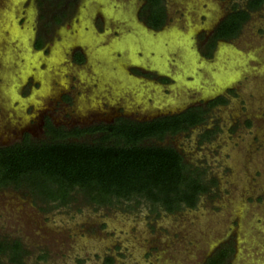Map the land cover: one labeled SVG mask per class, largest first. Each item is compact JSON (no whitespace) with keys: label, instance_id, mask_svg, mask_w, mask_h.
<instances>
[{"label":"rangeland","instance_id":"374dc122","mask_svg":"<svg viewBox=\"0 0 264 264\" xmlns=\"http://www.w3.org/2000/svg\"><path fill=\"white\" fill-rule=\"evenodd\" d=\"M24 1L0 3V105L5 109L0 112V138L4 140L19 133L10 126L21 121L16 116H24L23 120L28 123L31 116L38 120L36 115L42 113L64 84L66 87L76 84L83 89L84 102L77 100L76 114L71 111L74 117H90L88 108H96L101 99L94 97L98 102L91 100L92 106H88L93 98L91 90L96 89L95 81L80 77L73 82V77L84 72L90 77L92 67L81 71L68 67L72 51L67 46L61 50V46L52 47L49 55L50 60L61 59V70L56 59L58 66L49 63L44 71H39L43 63L36 67L29 53L23 54L26 61L19 60L14 68L12 62L18 58L19 49L24 52L28 46L18 29L26 8ZM245 1L234 0L231 4L244 7ZM203 2L205 0H196L190 8L193 12L187 14L193 25L204 24L201 15L207 14L209 9ZM212 3L216 10L231 5L222 6L218 0ZM174 14L179 15L176 10ZM179 22L174 23V29L180 30L183 20ZM75 37L84 40L77 30L72 35ZM94 43L88 48L90 56L105 62L112 58L106 50L100 49L99 42ZM225 48L227 51L219 62L225 69L223 72L217 66L212 69L214 75H218L215 78L218 86L232 82L238 71L242 77L240 82L236 81L239 96L208 115L209 126H217L215 135L202 143L196 130L165 140L182 152L188 163L204 169L206 180L215 178L217 181L209 193L200 196L195 208L186 207L176 213L160 210L157 216L147 203L134 206L132 202H123L95 210L79 196L69 206L50 205L52 208L48 209V205L24 191L5 188L0 190V240H20L28 251L25 264H204L220 243L232 239L236 252L229 264H264V5L252 14L237 40L227 43ZM113 55L118 57L119 54ZM233 62H237L236 67H231ZM19 65L29 71L24 72V76L34 75L40 88L15 106V101L10 103V100L15 97L13 89ZM206 69L199 71L210 79L211 69ZM182 82L177 84L182 85ZM173 92L179 96V105L196 94L188 89ZM173 94L168 96L173 98ZM82 107H85L84 112ZM31 108L33 115L26 114ZM62 116L57 119L64 121ZM34 132L42 136L38 129ZM108 257L113 259L112 263L107 262ZM0 264L12 263L3 256Z\"/></svg>","mask_w":264,"mask_h":264},{"label":"flooded vegetation","instance_id":"af4514ba","mask_svg":"<svg viewBox=\"0 0 264 264\" xmlns=\"http://www.w3.org/2000/svg\"><path fill=\"white\" fill-rule=\"evenodd\" d=\"M14 1L20 2V0ZM195 1L196 0H163L165 20L162 26L154 28L148 23L147 17L149 16V12L146 10L147 0H25L26 8L22 11L23 17L19 19L18 29L20 33L24 34V39L26 38L28 50L25 49L23 52L19 49L18 58L12 62L14 68L15 65L18 66L19 60L24 63L26 61L24 55L29 53L36 67L39 66L38 63H43L40 65L42 68L39 71H44L46 64L49 63L58 66L55 62L56 59L57 61L59 60L60 69L62 68L61 59L58 57L55 60L49 59V55L52 52L51 48L61 46L59 48L61 50L67 46L72 51L67 60L69 62L68 67L71 66L73 69L80 71L84 70L87 66L92 67V75L90 77H87L85 72L80 75L75 74L73 82L78 81L80 77L86 81L90 78L95 81L94 88L96 89L91 90L93 98H90V100L88 98V106H92L91 100L92 102H98L94 97L101 98L99 102L100 105L98 104L96 108H88L90 112L87 111V114H89L90 117H86L87 115L85 117L78 116L80 118L78 119V117L72 116V112L76 114L78 99L84 102L83 89L82 86L78 88L76 84H72L70 87H66L67 85L64 84V88L61 89L59 93H54L52 100H49L45 106L44 112L42 111V113L40 112L36 115V117L39 118L38 120L31 116L32 120L28 123L25 121L26 119L23 120L24 116H16L19 117L21 121L10 126L14 127L19 133L9 137L8 140L0 138V146H8L20 142L26 137L31 140L45 139L47 122H51L55 127H64L70 130L100 124H113L119 118L138 122L150 121L163 116L180 114L195 106L208 109L205 121L191 128L189 131L180 132L172 136L167 135L162 143H171L169 141L165 143L167 137H174L182 133H193L196 132V130H199L198 134L201 139V135L205 133L206 130H214L217 128L216 125L209 126L207 123L208 115L220 107L228 105L227 102L231 103L237 95L239 96L236 82L231 83L230 86L222 92H218L208 98H203V88L192 89L182 83L180 89L192 90L196 92V94L187 100L185 99L179 105V96L173 94V90H179L177 81L173 78L179 73L182 74V69L178 66V62L183 64V59L180 58L179 54L176 53L173 56V61H168L167 64L164 60L160 63H156L149 59L143 60L141 57H138L139 59L136 63L133 59H129L128 57L122 58V55L119 53L118 57L116 56L112 59L108 58L105 62L98 57H92L87 54L88 48H90L87 42H93V44H95L94 42H99L101 44V50L112 49V47H116L118 44L119 46L121 44H126V46H128V43L125 42L124 44L123 40L130 33L135 34L139 31L142 34L143 31H160L164 28L171 32L174 29V23L176 22L177 24V22L183 20V25H179L180 30L185 33L189 31H193L194 33V36L190 38V40L193 39L194 42L189 45V49L192 52L197 50L206 60H213L220 41H226L231 44L234 43L240 36L245 25L252 18V14L259 11L264 5L263 4L258 10L250 11L247 9V0L244 2V7H239L235 3H232V5L231 2L234 0H218L222 6L224 4L226 5V3H230L232 6L229 5L226 9L216 10L212 8L213 0H205L203 6L207 7L209 11L207 14L204 13L201 15L204 24L193 25L191 23L192 21L188 20L187 17L189 16H187V14L193 12L190 8L194 6ZM1 2L3 3V0H0V3ZM167 3H170L173 7H169ZM235 9H245L249 12V18L243 23L240 33L233 39H214L216 29L221 21ZM175 10L179 15L174 14ZM75 30L79 32V35H83L84 40H77L76 37L72 38ZM64 40L65 43L70 40L68 42L69 44H63ZM212 41L215 43L214 47L210 50ZM19 54L21 59L19 58ZM126 54L128 53L126 52ZM20 67L22 70L18 68L16 75L14 74L15 86L13 90L15 91V97H12L10 100V103L15 101V106L17 104H22L23 98L32 96L35 90L40 88V82L34 75L30 76L28 74L27 77L24 76V72L28 73L29 71L26 67ZM185 81H192V77H186ZM127 87L132 89V93L126 91ZM170 93L173 94V98L168 96ZM148 95L154 97L155 100L149 99L147 107H144L143 101ZM219 97H224L227 99V102L216 103L210 106V103ZM137 99H141V102H137ZM82 108H84L82 110V112H84L85 107ZM4 110V107L0 105V112ZM29 111L30 112L26 114L33 115L31 113L32 108ZM13 112L15 113L14 110ZM61 114L64 115V117L62 116L65 119L64 121L57 119ZM35 128L38 129L42 136L38 137V135L35 134ZM213 136L209 140H211ZM94 137L95 135L93 133H87L79 137V139L91 140ZM75 140L77 139L75 138ZM204 141L206 140H203L202 143ZM223 244H231L234 248L231 256L226 259V264H229L230 259L236 252V244L232 239L220 243L207 259Z\"/></svg>","mask_w":264,"mask_h":264},{"label":"trees","instance_id":"16d2710c","mask_svg":"<svg viewBox=\"0 0 264 264\" xmlns=\"http://www.w3.org/2000/svg\"><path fill=\"white\" fill-rule=\"evenodd\" d=\"M263 4L264 0H247V9L258 10ZM146 10L152 27L163 25V0H147ZM248 18L247 10L235 9L221 21L214 39L235 38ZM225 102L227 99L219 97L210 106ZM207 112L195 106L150 121L119 118L113 124L70 130L47 122L45 139L26 137L0 146V189L24 191L48 209L69 206L79 196L95 210L123 202L134 206L147 203L157 216L160 210L176 213L186 207L195 208L200 196L209 193L217 181L206 180L204 169L188 163L171 143L162 142L167 135L203 123ZM216 130H206L200 141L209 140ZM87 133L95 137L79 139ZM233 251L231 244H223L205 264H226ZM27 254L20 240H0V261L7 256L12 264H25ZM107 262L113 259L108 257Z\"/></svg>","mask_w":264,"mask_h":264},{"label":"water","instance_id":"95a60500","mask_svg":"<svg viewBox=\"0 0 264 264\" xmlns=\"http://www.w3.org/2000/svg\"><path fill=\"white\" fill-rule=\"evenodd\" d=\"M145 32L143 31L141 34L138 31L135 34L130 33L128 36L126 35L127 37L123 40V42L124 44L125 42L128 43V46H126V44H121L119 46L118 44V46H114L112 49H107L106 54L114 58L115 56L113 54L119 53L122 55V58L128 57L129 59H133V61L136 63L138 62V57H141L143 60L149 59L150 61H154L156 63H160L164 60L167 64V61H172L171 58L177 53L179 54L180 58L183 59V64L178 62V66L182 69V74L179 73L173 79L177 82L182 80V83L186 84L192 89L203 88V98H208L218 92H222L224 89L230 86L231 83L238 81L242 77L241 72L238 71L232 82L222 86H218V83L215 80L216 76L218 75H214L215 73L212 72V69H215L216 66L221 72H223V69H225V65L220 66L219 62L223 60L224 51H227L225 48L227 44L226 41H220L213 60H206L197 50L192 52L189 49V45L194 42L193 39L190 40L191 36H194L193 31L183 33L182 30L173 29V31L170 32L164 28L160 31L146 32L148 35L145 34ZM87 43L89 46H91L90 42ZM126 52L128 54H126ZM87 54L90 56L89 50ZM234 61L236 60L234 59ZM233 63L234 65L231 67H236L237 62ZM200 69H206V71L211 69V78H204L203 72L199 71ZM221 72L219 74H221ZM189 76L192 77V81H185L186 77ZM214 83H217V85ZM177 87L180 89L181 85H178ZM126 89L127 92L130 91L132 93L131 88L127 87ZM149 99L155 100L154 97H150V95H148L143 101L144 107H147ZM140 100L141 99H137V102H141Z\"/></svg>","mask_w":264,"mask_h":264}]
</instances>
